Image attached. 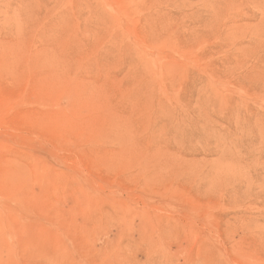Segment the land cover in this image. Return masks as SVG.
I'll use <instances>...</instances> for the list:
<instances>
[{
  "label": "rangeland",
  "instance_id": "obj_1",
  "mask_svg": "<svg viewBox=\"0 0 264 264\" xmlns=\"http://www.w3.org/2000/svg\"><path fill=\"white\" fill-rule=\"evenodd\" d=\"M0 264H264V0H0Z\"/></svg>",
  "mask_w": 264,
  "mask_h": 264
}]
</instances>
